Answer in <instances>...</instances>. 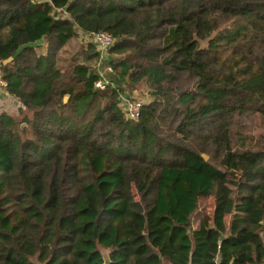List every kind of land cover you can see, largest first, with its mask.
<instances>
[{"label":"trees","instance_id":"1","mask_svg":"<svg viewBox=\"0 0 264 264\" xmlns=\"http://www.w3.org/2000/svg\"><path fill=\"white\" fill-rule=\"evenodd\" d=\"M0 75V264H264V0H0Z\"/></svg>","mask_w":264,"mask_h":264},{"label":"rangeland","instance_id":"2","mask_svg":"<svg viewBox=\"0 0 264 264\" xmlns=\"http://www.w3.org/2000/svg\"><path fill=\"white\" fill-rule=\"evenodd\" d=\"M90 43L91 41L86 37V35L81 34L76 40H74L71 43L70 47L68 48V51L64 54V56L69 59L75 58L76 61H81L83 59L82 58L83 49L88 47ZM96 68H98L102 72V74L105 75L106 67L103 66V64L100 61L98 65H96ZM149 92L150 89L147 86H139L137 89L133 91H127L126 95H123V97L129 96L130 101L139 102L142 105H144L151 101V96ZM1 113L4 112L2 111ZM22 125L25 126V124ZM234 130L236 132L238 131L239 133H243L245 136H247L248 142L250 144L257 143L258 146H262L264 149V117L263 116L252 114L244 118H240V119L238 118L235 122ZM202 205L207 206L208 214H211L213 212L212 200L209 201L205 200L202 202ZM208 218L209 220L204 223L206 227L211 226V218L210 217ZM130 228L133 231V235L136 237L137 241L140 242V244H138L137 247H140L143 239V235L140 234L138 230L135 229L134 226H131ZM102 252L104 254L105 264H109V252L106 250H102Z\"/></svg>","mask_w":264,"mask_h":264},{"label":"built area","instance_id":"3","mask_svg":"<svg viewBox=\"0 0 264 264\" xmlns=\"http://www.w3.org/2000/svg\"><path fill=\"white\" fill-rule=\"evenodd\" d=\"M86 37L96 45L98 51L100 52V62L103 64L104 56L106 51L114 45V37L112 34L107 32L100 33H90L87 34ZM107 72H111V68L106 69ZM109 84L108 79L104 74L101 73V79L95 83V88L98 90H105L107 85ZM7 82L0 75V88L5 89L7 87ZM123 106L124 112L126 113L127 118L132 120H138L140 118L141 110L143 105L139 102L126 100L123 98Z\"/></svg>","mask_w":264,"mask_h":264},{"label":"crops","instance_id":"4","mask_svg":"<svg viewBox=\"0 0 264 264\" xmlns=\"http://www.w3.org/2000/svg\"><path fill=\"white\" fill-rule=\"evenodd\" d=\"M21 105L18 100L14 99L0 88V113L3 111L11 116L18 115Z\"/></svg>","mask_w":264,"mask_h":264},{"label":"water","instance_id":"5","mask_svg":"<svg viewBox=\"0 0 264 264\" xmlns=\"http://www.w3.org/2000/svg\"><path fill=\"white\" fill-rule=\"evenodd\" d=\"M11 60H7V61H5V64H7L8 62H10ZM68 98V97H67ZM230 235V232H229V234L227 235V236H225V237H222V239H221V242H223L228 236Z\"/></svg>","mask_w":264,"mask_h":264}]
</instances>
